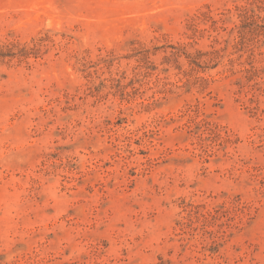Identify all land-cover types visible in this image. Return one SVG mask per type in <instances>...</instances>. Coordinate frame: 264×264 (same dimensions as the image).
Returning a JSON list of instances; mask_svg holds the SVG:
<instances>
[{
    "label": "rangeland",
    "instance_id": "1",
    "mask_svg": "<svg viewBox=\"0 0 264 264\" xmlns=\"http://www.w3.org/2000/svg\"><path fill=\"white\" fill-rule=\"evenodd\" d=\"M0 264H264V0H0Z\"/></svg>",
    "mask_w": 264,
    "mask_h": 264
}]
</instances>
